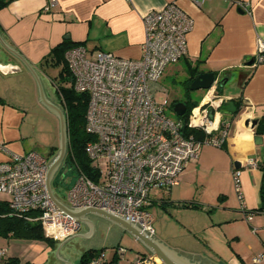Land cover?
Returning <instances> with one entry per match:
<instances>
[{
    "label": "crops",
    "instance_id": "1",
    "mask_svg": "<svg viewBox=\"0 0 264 264\" xmlns=\"http://www.w3.org/2000/svg\"><path fill=\"white\" fill-rule=\"evenodd\" d=\"M198 1L200 4L194 3L193 0H58L57 5L45 10L48 0H11L6 7L0 9V34L12 48L20 52L34 66L41 78L47 99L56 103L57 95L53 94L50 85L45 81L48 74L40 66L41 60L53 47L65 39H71L74 42H85L84 46L93 55L98 51H107L123 58H139L141 45L145 40L144 15L152 10H160L168 3L177 2L194 22L187 36V54L179 62L186 66V72L188 65L191 64L198 66L199 73L213 72L224 76L227 83L234 77L232 92L226 91V85L223 94L217 95L218 99L214 100L215 106H220L223 101L233 98H241L243 102L241 112L227 130L224 140L226 149L213 146L218 147L214 150L222 157L225 174L231 181L234 162L241 163L239 169L242 199L238 205L239 212L251 216L256 213L250 212L255 211L260 205L259 192L263 173L259 165L264 159V146L263 143L260 145L255 143L256 127L252 129L250 124L246 125V122L260 119L264 114V62L256 65H249L247 62L256 56L258 40L264 41V0ZM238 2L247 3L251 13L243 11L238 6ZM8 65H19L22 70L11 74H5L0 70V97L4 99V102L0 103V163L30 151L39 152L45 147L36 137L30 116V109L38 103L47 109L38 100L36 82L34 87L32 78L30 81L29 79L25 81V78H22L25 74H18L23 73L25 67L0 44V68ZM216 85L217 83L208 95L202 97L201 103L207 98L210 99L212 92L216 94ZM218 108H213L212 119H214L213 123H216L214 128L219 127L223 117ZM221 134L222 131L218 130L213 137L219 138ZM204 146L200 149L198 158L190 162L179 175L178 183H181L183 177L187 175L191 163L196 164V167L203 160L209 161L210 164L215 163V159L210 157L205 149L202 150ZM250 160H253L256 166H251ZM233 192L227 193V196L234 195ZM55 194L65 202V194L56 192ZM164 201L173 202L168 204L177 207H185L182 203L188 202L187 200L174 202L171 197L150 194L148 208L162 206ZM228 206L227 208L230 209V205ZM89 219L94 225L90 237L74 236L59 249L58 247L65 240L55 241L52 245L46 242L45 257L32 258L24 262L19 257L20 264H65L57 257V249L69 264H80L84 252L103 250L109 238L113 239L111 246L119 247L117 240L124 232L121 228L113 237L109 235L106 240L101 235L102 243H88L87 240L93 239L98 231L96 216H89ZM87 232L88 226L82 223V228L77 234ZM75 239L82 240L81 244H78L76 254L70 248V244ZM134 240L140 244L135 238ZM142 247L144 251L138 253L137 258L154 257L144 246ZM168 247L195 262L222 264L215 261L208 253L196 251L191 247L170 245ZM7 252L9 251H6V255L0 260L7 258ZM102 252L104 255V250ZM108 261H113V258ZM150 264L154 263L150 262Z\"/></svg>",
    "mask_w": 264,
    "mask_h": 264
},
{
    "label": "built area",
    "instance_id": "2",
    "mask_svg": "<svg viewBox=\"0 0 264 264\" xmlns=\"http://www.w3.org/2000/svg\"><path fill=\"white\" fill-rule=\"evenodd\" d=\"M193 1L200 4L198 0ZM57 3L58 0H48L45 10ZM238 6L251 13L247 3L238 2ZM143 21L145 40L139 58H123L107 51L93 55L83 45L66 52L75 90L89 95L87 129L96 139L87 144L86 151L99 169L100 179L95 182L79 174L67 189L63 203L70 208H104L123 219L130 218V223L137 222L141 232L147 230L145 234L155 235L154 219L148 208L151 191L169 190L177 184L179 175L198 158L202 146L223 144L229 124L219 138L199 140L194 135H185L183 120L173 121L166 115L164 105L155 98L158 82L170 64L178 63L187 54V36L194 22L177 2L148 12ZM255 58V65L264 62L261 39ZM216 98L212 92L210 100L192 110L189 128L203 129L208 134L219 130L208 125L214 121L209 115L210 108L214 107L205 108L210 103L213 105ZM196 118L198 123L194 122ZM50 161L41 153L30 151L0 163V196H8L11 208L18 213L37 211L34 220L41 222L45 235L61 242L77 234L82 223L59 210L49 197L46 172ZM249 164L256 166L253 160ZM240 175L241 170L234 168L236 189L242 199ZM118 252L124 253L125 249L120 248ZM5 255L6 251L0 250V259ZM263 258L262 254L253 261L258 263ZM151 259L138 257L132 264H148ZM87 264L109 262L101 254Z\"/></svg>",
    "mask_w": 264,
    "mask_h": 264
},
{
    "label": "rangeland",
    "instance_id": "3",
    "mask_svg": "<svg viewBox=\"0 0 264 264\" xmlns=\"http://www.w3.org/2000/svg\"><path fill=\"white\" fill-rule=\"evenodd\" d=\"M40 66L48 74L45 81L50 85L53 94L57 95L55 81H58L59 68L50 65ZM185 67L182 62L170 64L159 80V88L155 93L157 102L164 105L166 115L173 121L179 120V116L174 110L177 102L184 101L188 97L199 101L208 93L207 89L191 90L187 88ZM27 71L25 68L22 71L23 73L18 74H25V77H22L25 78V81L26 79L30 81L32 78L31 82L35 87V80ZM234 80L233 77L227 83L226 91L228 93H231L234 88ZM216 99H213V101ZM55 101L56 104L62 107L59 96H56ZM210 106L215 108V104L212 105L211 103L205 108L209 109ZM30 116L36 137L45 145L39 152L52 160L58 150L51 156V147H59L60 145L59 124L56 117L40 103L30 109ZM214 148L218 147L207 144L202 149H205V152L215 159L214 164L203 160L196 167V164L191 163L187 175L183 177L181 183L175 184L169 190L151 191V195L171 197L174 202L187 200L201 205L199 208H189L172 206L166 203L164 207L160 205L151 207L149 211L154 219L155 236L173 247H191L196 251L206 252L215 261L222 264H264V258L258 263L253 261L255 257L264 255V214H252V219L249 220L247 216L250 215L239 212L240 198L234 177L232 175V181L227 178L222 157L216 153L217 151ZM63 166L64 162L58 173L61 170L64 171L63 178L66 177L64 180L66 182L70 180L73 184L77 176L71 177L70 169L67 170ZM101 167L106 169L105 165H101ZM66 192V187H60L61 194ZM232 192L234 195L228 197L227 193L232 194ZM1 197L8 198L6 195H1ZM228 205H230L231 210L227 208ZM96 220L97 234L93 239L87 240L88 243H102L103 239L106 240L109 235L113 237L120 229L117 225L100 217H96ZM121 234V237L117 240L119 247L111 246L112 238L107 240V244L104 245L103 249L104 256L107 260H111L118 249L124 248V253L117 252L115 263L130 264L136 260L137 254L143 252L144 249L129 233L124 231ZM101 235H103V239ZM81 242L82 240L75 239L70 244V248L75 254L78 252V244H81ZM46 247V242L42 240L16 238L8 240L0 235V250L9 251L6 257L19 255L18 257H21L23 262L32 258L45 257ZM154 258L151 259L152 263L162 264L160 258V260ZM0 264L5 263L0 260Z\"/></svg>",
    "mask_w": 264,
    "mask_h": 264
},
{
    "label": "trees",
    "instance_id": "4",
    "mask_svg": "<svg viewBox=\"0 0 264 264\" xmlns=\"http://www.w3.org/2000/svg\"><path fill=\"white\" fill-rule=\"evenodd\" d=\"M11 0H0V9L6 7ZM85 45V42H74L71 39H65L55 47H53L48 55L42 60L40 65H47L54 68H59L58 81H55L56 93L59 96L62 108L66 114L68 125V151L64 160V168L70 169L71 177L78 176L83 173L95 182L100 179V171L92 163L89 155L86 151V146L90 141L96 139V137L90 133L87 129V108L89 103V95L87 92H78L73 86V75L69 69L68 62L66 60V52L75 46ZM187 88L190 89L191 82L198 75V66L191 64L187 67ZM217 81L216 94L221 96L223 89L227 85L224 76L215 74ZM56 80V79H55ZM202 100V99H201ZM201 100L196 101L188 97L184 100L187 106V111L183 116H179V119L183 120L186 124L185 135H194L199 140H203L207 137H211L215 134L212 132L208 134L203 129L189 128L187 126L189 116L194 108L200 105ZM4 99L0 97V103H3ZM243 107L241 98H233L228 101H223L218 108V111L223 114L221 123L219 125V131L225 130V125H231L235 118L239 115ZM256 134L262 136L264 146V114L259 119L256 126ZM221 148L226 149L225 141L221 145ZM58 150L57 146H53L50 149L51 156H53ZM264 151V150H263ZM262 170L263 177L260 187V205L259 207L250 213L264 214V159L259 165ZM64 172V171H63ZM62 170L56 175L53 180V189L59 194L60 187L71 186V181L66 182L63 178ZM64 184V185H63ZM165 202L162 203L164 207ZM173 205V204H172ZM182 206L199 208L201 205L193 202H183ZM38 216V212L30 210L26 213H18L11 208L8 198L0 196V235L7 239H27V240H42L48 244H54L53 239L48 238L45 235L41 222L34 220ZM102 249L88 250L83 253L80 259V264H87L92 258L101 255ZM103 255V254H102ZM116 255L113 257V261H108L109 264H116ZM5 264H20L19 257H7L4 260Z\"/></svg>",
    "mask_w": 264,
    "mask_h": 264
},
{
    "label": "water",
    "instance_id": "5",
    "mask_svg": "<svg viewBox=\"0 0 264 264\" xmlns=\"http://www.w3.org/2000/svg\"><path fill=\"white\" fill-rule=\"evenodd\" d=\"M68 38V36H66ZM0 44L3 46L5 50H7L10 54H12L34 77L36 86H37V96L38 100L50 111L58 120L59 124V137H60V145L58 147V153L54 158L47 164L48 170L46 172V189L48 191L49 197L52 201L60 208L59 210H64L72 217L80 221L81 223H85L88 226V232L85 234H75L74 236H82V237H90L94 231V225L92 224L89 216L100 217L101 219L107 220L123 231L129 233L133 238H135L142 246H144L154 257H158L161 259L162 264H202L199 262H195L180 253L176 252L172 248L168 247L163 241H160L153 234L146 231L141 232L142 227L137 222H131L129 220L121 218L120 215L108 212L107 210L97 209L93 207H82V208H70L65 203H63L55 194L53 189L52 181L55 178L58 170L61 168L68 151V125L66 114L62 107L58 104L51 102L47 99L46 94L44 93V87L41 82V78L38 72L35 70L34 66L18 51L12 48L2 37L0 34ZM256 58L252 57L247 63L252 65L255 63ZM2 72L5 74H11L14 72L21 71V66L17 65H8L0 68ZM217 79L213 72H201L196 78L191 82L190 89L191 90H199V89H207L210 90L214 86V83H217ZM226 81V80H225ZM174 110L178 114V116H183L186 111V103L185 102H177L174 106ZM210 117L214 116V109L210 108ZM259 122V119H252L251 121H247L246 125L251 126L254 129ZM185 129V128H184ZM254 141L256 144L260 145L263 143V138L260 135L254 136ZM235 168H241V163L239 161L234 162ZM95 235V234H94ZM68 238V239H70ZM93 238V237H92ZM66 239L63 243L60 244L58 249L68 240ZM57 249V257L62 259L65 264H69L67 260H65L59 253Z\"/></svg>",
    "mask_w": 264,
    "mask_h": 264
},
{
    "label": "bare ground",
    "instance_id": "6",
    "mask_svg": "<svg viewBox=\"0 0 264 264\" xmlns=\"http://www.w3.org/2000/svg\"><path fill=\"white\" fill-rule=\"evenodd\" d=\"M210 99H211V98H210ZM210 99L207 98V100H206L205 102H207V101L210 100ZM205 102H204V103H205ZM195 114H196V116H198V115H197V114H198V109L195 110ZM198 121H199V118L194 119V122H195V123H198ZM213 122H214V121H213ZM213 122H212V123H208V125H209L210 128H214V127L216 126V123L214 124ZM154 259L156 260V259H159V258L155 257ZM159 260H160V259H159Z\"/></svg>",
    "mask_w": 264,
    "mask_h": 264
},
{
    "label": "flooded vegetation",
    "instance_id": "7",
    "mask_svg": "<svg viewBox=\"0 0 264 264\" xmlns=\"http://www.w3.org/2000/svg\"><path fill=\"white\" fill-rule=\"evenodd\" d=\"M186 111H187V106H186ZM186 111H185V113H186ZM185 113H184V114H185ZM155 257H156V256H155Z\"/></svg>",
    "mask_w": 264,
    "mask_h": 264
}]
</instances>
